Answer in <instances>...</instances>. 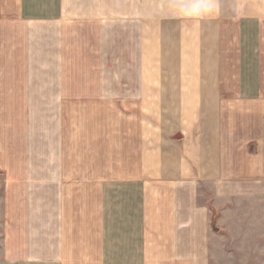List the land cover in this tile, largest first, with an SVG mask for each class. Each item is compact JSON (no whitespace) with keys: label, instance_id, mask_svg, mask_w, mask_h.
<instances>
[{"label":"crops","instance_id":"crops-1","mask_svg":"<svg viewBox=\"0 0 264 264\" xmlns=\"http://www.w3.org/2000/svg\"><path fill=\"white\" fill-rule=\"evenodd\" d=\"M92 158L150 201L117 264H264V0H0V264L90 263Z\"/></svg>","mask_w":264,"mask_h":264},{"label":"rangeland","instance_id":"rangeland-1","mask_svg":"<svg viewBox=\"0 0 264 264\" xmlns=\"http://www.w3.org/2000/svg\"><path fill=\"white\" fill-rule=\"evenodd\" d=\"M109 160L110 162L107 163L103 159L102 166H97L100 160L91 159V183L87 175L85 179L82 177L77 184L76 191H79V195L75 194V222H72V217L69 219L70 236L54 239L56 244H69L70 250H79L83 248V245H90L91 261L89 264H117L116 251L121 250V247L126 250L127 247L140 244V237L133 235V232L138 233L141 229L140 206L145 205V215L151 213L150 201L145 203L141 189L138 191L137 188H133L131 174L124 175L123 183L116 188L115 182L110 178L116 172L115 159L110 158ZM126 161V158L121 159L122 164ZM101 169L103 173L99 174ZM103 184H105L104 189H102ZM145 185L148 184L145 183ZM144 192L147 199L149 191ZM151 192L154 194L156 191L151 189ZM89 219L91 225L90 222L87 223ZM73 226L75 229H72ZM85 228L89 231V235H86V244L83 241V234H87ZM130 256V254H123L124 264H131Z\"/></svg>","mask_w":264,"mask_h":264},{"label":"built area","instance_id":"built-area-1","mask_svg":"<svg viewBox=\"0 0 264 264\" xmlns=\"http://www.w3.org/2000/svg\"><path fill=\"white\" fill-rule=\"evenodd\" d=\"M1 180H2V176H1V171H0V183H1Z\"/></svg>","mask_w":264,"mask_h":264}]
</instances>
